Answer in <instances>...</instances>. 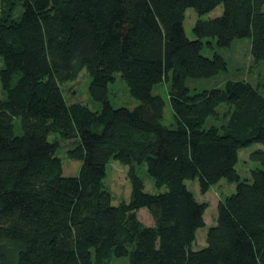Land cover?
Masks as SVG:
<instances>
[{
    "label": "trees",
    "instance_id": "1",
    "mask_svg": "<svg viewBox=\"0 0 264 264\" xmlns=\"http://www.w3.org/2000/svg\"><path fill=\"white\" fill-rule=\"evenodd\" d=\"M220 5L223 13L197 20L189 38L187 9L203 15ZM243 38L264 63V0L4 1L0 264H264V150L251 154L261 164L252 181L237 170L241 149L264 144V93L244 79L194 94L187 85L227 71L215 49ZM83 70L101 110L64 94L62 85ZM117 74L139 100L134 108L112 105ZM164 80L170 126L166 101L153 92ZM55 134L73 142L68 156L82 162L76 176L64 175ZM111 159L129 167L132 184L130 200L117 205L105 183ZM142 164L157 193L145 190ZM223 179L236 190L219 201L207 244L195 249L208 204L187 181L205 194Z\"/></svg>",
    "mask_w": 264,
    "mask_h": 264
},
{
    "label": "rangeland",
    "instance_id": "2",
    "mask_svg": "<svg viewBox=\"0 0 264 264\" xmlns=\"http://www.w3.org/2000/svg\"><path fill=\"white\" fill-rule=\"evenodd\" d=\"M6 0H0L1 5ZM6 3V2H5ZM223 13V6H218L213 11L200 15L194 8L190 7L186 11V20L184 22L185 30L189 38L194 39L195 35L193 27L199 19H210L216 16H220ZM22 14V6L19 4L15 16L18 17ZM218 50L228 61V70L221 72L212 78L194 79L190 78L187 81V85L190 88V93L203 91L215 86H223L228 79H244L251 81L255 86H258L260 91L264 93V63H256L251 55V38L238 39L233 42L229 48H220ZM204 54L208 56L213 55V50L205 47ZM2 62L0 61V69ZM91 82V76L87 70H83L77 79L74 81L66 82L62 85L65 96L69 102H82L87 104L93 110H101L102 105L99 102H95L90 95L89 85ZM109 98L114 107L126 106L134 108L139 104V100L131 95L130 90L126 82L122 79L120 74L116 75V80L109 84ZM170 82L167 80L162 81L154 87L153 92L160 94L166 101L165 113L163 123L170 126L174 120V111L169 100ZM4 92L0 85V98L4 97ZM224 105V104H223ZM223 105L220 108L224 107ZM17 131L21 130L20 120H16ZM53 138L57 137L60 142V148L58 155L62 159L64 175L76 176L79 173L82 162L79 160H73L68 156V150L73 147V142L65 140L60 137L59 134L52 135ZM258 149L264 150L263 143H254L246 148H243L239 152V161L237 164V170L240 173L242 180L248 179L252 181V170L261 167L260 162L254 161L251 158V154ZM129 167L123 165L120 161L111 159L107 166V177L105 183L111 190L115 205L122 201H129L132 192V184L128 178ZM137 173L143 177L145 182V190L152 193H157L154 181L147 174V168L145 164L137 165ZM188 187L194 192L199 201L208 204V208L205 213L206 226L200 228L197 232V240L194 243L195 249H201L206 246L207 232L210 226L215 224L217 216V206L222 198L229 196L236 190V183H231L226 179L221 180L218 184L212 186L210 190L202 194L200 192L199 183L197 180H188ZM141 220L145 223H151V216L146 208H143L139 212ZM122 261H126L125 258H114L111 264H121Z\"/></svg>",
    "mask_w": 264,
    "mask_h": 264
}]
</instances>
